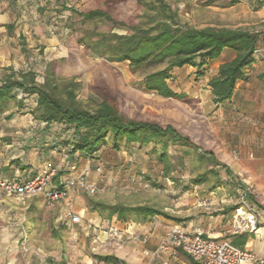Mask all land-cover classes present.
<instances>
[{
  "label": "crops",
  "instance_id": "1",
  "mask_svg": "<svg viewBox=\"0 0 264 264\" xmlns=\"http://www.w3.org/2000/svg\"><path fill=\"white\" fill-rule=\"evenodd\" d=\"M67 1L0 0V83L8 73L27 70L31 61H37L41 55L36 56L35 52L40 49L36 47L44 46L46 50V46L54 44L53 27L48 24L45 9L48 5L71 6ZM208 7L215 15L205 25L247 27L258 32L259 39L253 61L244 68L231 96L222 102L212 101L208 81L217 75L220 64L234 58L236 53L232 49L224 48L216 58L205 61L200 67L184 65L173 68L170 73L177 76L179 83H184L182 89L171 88L185 94L186 118L189 109L195 113L190 115L191 129L187 126L182 132L171 124L191 142L181 147L191 154L189 172L194 174L181 181L185 193L180 199L158 207L175 218L132 215L124 220L112 215L103 219L97 210H91L88 218L82 219L84 210L81 209L74 210L81 221L72 223L63 216L65 206L60 204L63 202H57V220L67 225L78 224L80 231L90 234L91 255L82 254L74 264H113L98 260L95 255H113L126 264H159L161 258L194 264L181 251L176 255L168 252L154 255L161 237L173 225H180L189 233L200 230L203 236L226 239L251 250L256 258L253 264H264V200L257 199H264V0H240L223 8ZM60 16L56 14L57 18ZM8 25H12L11 30ZM22 43L26 52L21 51ZM198 72L201 74L197 75ZM13 94L0 103L1 176L23 180L51 163L56 170L52 182L61 185L90 168L94 159L70 150L72 129L34 119L31 114L34 96L20 89H14ZM192 132L200 136L193 137ZM199 174L205 175L204 180L194 182ZM245 188L250 206L258 212L255 231L236 229L233 224L234 209ZM199 195L207 204L198 202ZM40 197L43 198L40 194L28 195L19 201L0 191V264H70L63 257L50 259L46 246L33 244L37 234L43 235L37 216L42 213L44 204ZM100 198L99 195L94 197L103 201ZM137 204L141 203L131 206ZM110 226L120 230L119 238L107 235ZM22 236L27 238L26 250L19 245Z\"/></svg>",
  "mask_w": 264,
  "mask_h": 264
},
{
  "label": "trees",
  "instance_id": "2",
  "mask_svg": "<svg viewBox=\"0 0 264 264\" xmlns=\"http://www.w3.org/2000/svg\"><path fill=\"white\" fill-rule=\"evenodd\" d=\"M119 1L124 0H94L93 7L80 9L63 4L59 10H69L85 20H101L117 27L127 26L125 33L102 32L97 34L95 40L79 39L78 43L90 49L96 57H104L109 62L127 61L131 71L152 67L144 74L143 88L162 97L185 99L184 93L173 91L167 82L173 68L184 65L200 67L205 61L216 58L224 48L232 49L236 53L234 58L220 64L217 75L208 81L214 103L231 96L237 80L244 74V68L253 61L258 32L242 26H192L186 20L182 21L177 8L173 9L167 0H135L144 9L146 20L126 25L112 15V9ZM239 1L229 0L228 5ZM205 2L210 4L209 0ZM11 29L12 25H8V30ZM21 51H27L24 43ZM34 62L31 61L27 70L10 72L2 78L0 103L12 98L14 89L33 95L35 104L31 114L34 119L63 124L72 129V152L78 151L82 156L94 158L108 140L115 151L123 145L160 143L158 159L167 169L169 161L165 150L168 142L191 144L171 124L162 126L153 121L125 118L111 102L100 101L94 107L80 104L77 97L80 81L75 77L57 76L50 60L45 61L42 81H38ZM204 176L199 174L193 181L201 182ZM88 200L91 210L107 209L109 217L115 214L118 219H129L132 215L175 218L149 204H110L93 197ZM95 258L106 263L126 264L113 255H95Z\"/></svg>",
  "mask_w": 264,
  "mask_h": 264
},
{
  "label": "rangeland",
  "instance_id": "3",
  "mask_svg": "<svg viewBox=\"0 0 264 264\" xmlns=\"http://www.w3.org/2000/svg\"><path fill=\"white\" fill-rule=\"evenodd\" d=\"M167 1L173 9L177 8L182 21L186 20L192 26L201 27L215 15L208 6L223 8L228 6L229 0H209V5L205 4V0ZM67 2L75 9L95 5L94 0ZM58 5L57 8L48 5L49 8L45 9L48 24L53 27L55 40L54 44L46 46V50L43 49L44 46L36 47L40 48L35 52L36 56L41 55V59L38 58L37 62H34L38 81H42L45 61L50 60L51 68L57 76L75 77L80 81L81 87L77 97L84 106L94 107L98 102L105 100L115 104L125 118L153 121L162 126L174 124L182 132L187 126L191 129L192 124L189 121L195 113H191L189 109V117L186 118L185 99L162 97L143 88L144 74L152 70V67L131 71L127 61L109 62L104 57H96L90 49L78 43L79 39L95 40L97 34L102 32L125 33L128 31L127 26L117 27L101 20H85L69 10H59L61 5ZM143 12L144 9L135 0L119 1L112 9V15L126 25L136 24L140 20L144 22L146 17ZM58 13L61 15L59 18L56 17ZM170 77L167 79L170 87H184V83H179L176 75L170 74ZM195 123L198 124V120ZM192 136L200 134L192 132ZM181 146L168 142L165 152L171 159L168 160L169 166L166 169L158 159L160 143H150L146 146L123 145L120 150L115 151L110 147L108 140L92 158L95 161L90 168L85 170L86 180L95 183L97 191L89 194L82 190L77 192V188H74L70 191L68 201L60 204H64L65 208L84 210L82 219L88 218L91 212L88 198L98 195L101 200L113 204L133 205L139 202L156 207L173 204L185 193L184 188L180 186L181 181L194 175L189 172L191 154L185 153ZM173 165L178 168L175 170ZM96 167H100V172L96 171ZM197 198L200 204L204 200L201 195ZM41 199L44 202L42 213L37 216L43 235L37 234L33 244L37 247L41 244L46 246L50 259L63 257L70 264L78 263L77 259L82 258V254L90 256V234L85 235L80 231L78 224L67 225L62 220H57L59 203L50 204ZM257 199L260 202L264 200L258 197ZM262 207L264 208V202ZM97 212L103 219L109 218L107 209ZM79 251L81 254H78Z\"/></svg>",
  "mask_w": 264,
  "mask_h": 264
},
{
  "label": "built area",
  "instance_id": "4",
  "mask_svg": "<svg viewBox=\"0 0 264 264\" xmlns=\"http://www.w3.org/2000/svg\"><path fill=\"white\" fill-rule=\"evenodd\" d=\"M55 168L51 163H47L35 175L26 179L5 178L0 175V191L9 197L23 201L28 195L40 194L50 204L57 202H67L70 191L79 188L89 194L97 191V186L93 182H88L85 178L86 171H82L78 176L68 179L61 185L52 182L55 175ZM100 172V167H96ZM247 189H243L237 206L234 209L233 224L236 229L255 231L257 228L258 212L246 197ZM201 204L206 201L202 200ZM72 223H79L81 216L71 207H66L63 213ZM107 235L111 238H119L120 230L116 226H110ZM146 241L145 238L142 239ZM19 245L22 250L28 246L27 238L22 236ZM179 251L185 253L194 264H253L256 260L251 250L240 248L230 241L218 240L203 236L200 230L193 233L187 232L180 225H173L168 232L163 235L154 251L155 256L163 252L176 255ZM159 264H184L170 258H161Z\"/></svg>",
  "mask_w": 264,
  "mask_h": 264
}]
</instances>
